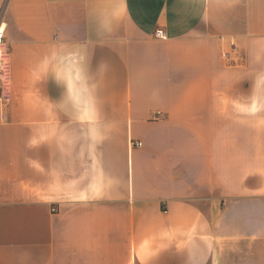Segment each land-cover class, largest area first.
<instances>
[{
  "label": "crops",
  "instance_id": "obj_1",
  "mask_svg": "<svg viewBox=\"0 0 264 264\" xmlns=\"http://www.w3.org/2000/svg\"><path fill=\"white\" fill-rule=\"evenodd\" d=\"M1 10L0 264H264V0Z\"/></svg>",
  "mask_w": 264,
  "mask_h": 264
},
{
  "label": "built area",
  "instance_id": "obj_2",
  "mask_svg": "<svg viewBox=\"0 0 264 264\" xmlns=\"http://www.w3.org/2000/svg\"><path fill=\"white\" fill-rule=\"evenodd\" d=\"M154 36L156 37H164V31L161 29H156L154 32ZM5 49H6V41H5V27L2 17L0 15V81L4 76V56H5ZM227 53H224L226 56ZM132 145H140L139 141L131 142Z\"/></svg>",
  "mask_w": 264,
  "mask_h": 264
},
{
  "label": "rangeland",
  "instance_id": "obj_3",
  "mask_svg": "<svg viewBox=\"0 0 264 264\" xmlns=\"http://www.w3.org/2000/svg\"><path fill=\"white\" fill-rule=\"evenodd\" d=\"M2 14V10L0 11V15Z\"/></svg>",
  "mask_w": 264,
  "mask_h": 264
}]
</instances>
